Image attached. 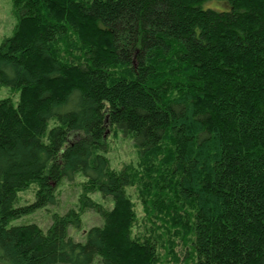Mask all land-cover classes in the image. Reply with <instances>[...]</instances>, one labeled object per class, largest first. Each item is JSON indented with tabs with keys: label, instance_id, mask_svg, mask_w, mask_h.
I'll return each instance as SVG.
<instances>
[{
	"label": "trees",
	"instance_id": "trees-1",
	"mask_svg": "<svg viewBox=\"0 0 264 264\" xmlns=\"http://www.w3.org/2000/svg\"><path fill=\"white\" fill-rule=\"evenodd\" d=\"M12 4L0 84L18 100L0 99V264H158L160 251L176 264L187 235L192 264H264V0ZM107 125L133 140L139 166L109 168ZM78 172L113 202L82 201L102 215L83 241L68 235L81 220L72 210L46 230L7 224L18 189L35 181L32 207L56 203L55 185Z\"/></svg>",
	"mask_w": 264,
	"mask_h": 264
},
{
	"label": "rangeland",
	"instance_id": "rangeland-1",
	"mask_svg": "<svg viewBox=\"0 0 264 264\" xmlns=\"http://www.w3.org/2000/svg\"><path fill=\"white\" fill-rule=\"evenodd\" d=\"M17 23V16L13 9L12 0H0V44L11 35ZM10 98L14 103L18 100V91L12 86L0 84V99ZM54 124L51 120L49 126ZM103 142L105 146H100L98 153L106 156L108 166L110 169L128 170L129 167L135 168L139 166L138 151L131 138L123 136L120 132L106 128ZM106 147V148H104ZM86 176L78 172L73 175L72 179L64 178L56 186L55 198L56 203H45L42 206H33L36 200L37 184L35 181L30 182L27 186L16 191V200L13 206L20 208V212L9 219L8 225H21L25 223H35L42 230L52 224L55 216H60L72 210L80 215V224L75 227L73 224L67 227L68 235L75 240L83 241L86 231L95 225H101L102 215L99 208L85 207L83 202L86 198H91L95 201L97 206L109 209L113 202L110 199H105L101 193L96 190H86L84 188V181ZM126 194L129 196L135 214L136 221L132 225L134 232H142L144 225H147L145 220V206L140 202V198L135 186H127L125 188ZM83 199V200H81ZM83 201V202H82ZM182 241L185 242L183 248L177 239V256L179 257L176 264H181L185 259L188 264H192V256L190 258V240L183 236ZM182 249V250H181ZM163 251H160V263L158 264H173L165 259ZM181 256V258H180ZM195 262V261H194Z\"/></svg>",
	"mask_w": 264,
	"mask_h": 264
}]
</instances>
